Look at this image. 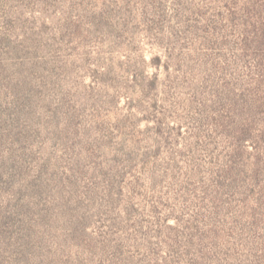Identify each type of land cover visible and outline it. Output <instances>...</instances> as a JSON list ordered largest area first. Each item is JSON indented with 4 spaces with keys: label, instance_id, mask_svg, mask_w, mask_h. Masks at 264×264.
<instances>
[{
    "label": "rangeland",
    "instance_id": "rangeland-1",
    "mask_svg": "<svg viewBox=\"0 0 264 264\" xmlns=\"http://www.w3.org/2000/svg\"><path fill=\"white\" fill-rule=\"evenodd\" d=\"M0 264H264V0H0Z\"/></svg>",
    "mask_w": 264,
    "mask_h": 264
}]
</instances>
